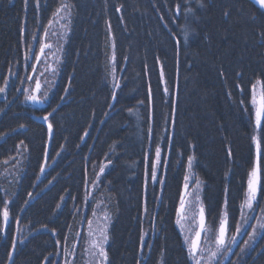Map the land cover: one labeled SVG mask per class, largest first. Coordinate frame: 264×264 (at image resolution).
Returning <instances> with one entry per match:
<instances>
[{
	"label": "trees",
	"instance_id": "obj_1",
	"mask_svg": "<svg viewBox=\"0 0 264 264\" xmlns=\"http://www.w3.org/2000/svg\"><path fill=\"white\" fill-rule=\"evenodd\" d=\"M61 2L40 0L37 14L34 0H29L27 12L23 0H0V87L5 79L9 81L6 92L0 94V198L12 199L13 214L20 221L12 223L8 237L0 236V264H7L8 240L13 235L18 241L14 264H47L45 257L52 264H63V250L71 246L77 232L82 239L74 264H84L86 223L82 221L92 217L93 208L109 216L107 264H136L137 260L141 264H191L176 227L179 196L188 172L200 181L210 238L223 215L225 198L230 234L237 223L244 229L241 205L255 161L251 138L257 134L247 101L251 85L264 79V45L257 43L238 5L232 7L231 19L224 20L222 10L236 0H208L199 22H188L196 34L187 44L181 31L185 18L174 13L175 4L183 6L184 0H65L74 5L71 23L60 43V63L49 99L37 108L24 101L25 89L31 91L27 77L32 76L26 65L34 61L23 57L29 44L38 51L31 37L43 35ZM120 5L122 11L116 12ZM250 7L245 0V10ZM205 33L210 40L204 39ZM176 41L181 42L179 54ZM238 83L244 89L242 95ZM113 92L116 101L111 99ZM54 107L56 112L50 117L54 138L49 143L47 126L37 117ZM150 123L152 153L156 144L162 148L159 175L165 183L163 187L148 184L145 213L144 155L149 150ZM21 124L25 127L20 128ZM189 156L195 158L191 169ZM101 164L107 165L103 183L93 189ZM86 196L90 197L87 205ZM253 208L254 218L247 222L227 264H264V231L259 228L264 223V190ZM255 225V243L250 241L251 247L241 253ZM142 233L147 234L145 244L151 246L143 252ZM63 236L67 244L62 241L57 248L55 241Z\"/></svg>",
	"mask_w": 264,
	"mask_h": 264
},
{
	"label": "snow or ice",
	"instance_id": "obj_2",
	"mask_svg": "<svg viewBox=\"0 0 264 264\" xmlns=\"http://www.w3.org/2000/svg\"><path fill=\"white\" fill-rule=\"evenodd\" d=\"M248 4H250V8L245 10V0H236V3L232 6H226L222 10V16L224 20L227 22L232 17V7H237V11H239L242 16L247 18L248 23H250L253 27L254 36L257 40V43L264 45V0H246ZM9 3H11V0H9ZM29 0H23L24 5V11L27 12L28 9ZM35 5V11L37 14H39L40 11V0H34ZM74 7V5L65 2V0H62V2L59 4V6L56 8L55 12L52 14V19H49L47 22V26L43 28V35L41 37H37L36 35H33L31 37V40L38 45V51L35 50L32 47V44L28 45V53L24 55L23 59L25 61H34L30 66L31 72L33 73L32 76H28V80H33L34 75L39 71L37 68V64L41 63L42 57H46V49L50 50L53 48V43L49 40V29L52 27L53 22L55 20L56 23H59L60 20H66L67 23L62 25V28L67 29L68 25L71 23L69 17L71 16V9ZM123 5H120L116 8V12H121L123 9ZM208 7V0H184L183 6L180 3H176L174 6V13L176 17H180L183 15L185 18L186 24L181 29V31L184 34V40L183 43L187 44L189 39L195 35L194 29L190 27V24L188 22H199V16L201 12ZM61 12H64L65 15L61 16ZM59 18V19H56ZM122 19V17H121ZM26 23V20H25ZM21 36L24 35L25 29L21 27ZM109 32H111V25L109 24ZM52 36H60L63 38V34H59L56 31H52ZM205 40H210V36L205 33L204 34ZM180 41H176L177 45V52L179 54V45ZM112 48H113V55L111 56V61L113 63L112 73L115 74V41L113 38L112 41ZM58 51H62V45L58 49ZM53 56H55V53H52ZM126 59V58H125ZM45 64L47 67L45 68V71H48L49 69L55 73L56 69L52 67V65L47 64V59H45ZM56 62L60 63V58H56ZM40 75H44V71H40ZM223 75V73H221ZM161 80L164 78V72L163 67H161L160 72ZM238 78H242V73H237ZM9 81L7 79L4 80V87H0V94H3L6 92V88ZM34 88L29 91L28 89H25V95H24V101L30 102L32 104H43L46 100L49 99L47 90L41 91L42 85L38 78L34 80ZM119 83L115 84L116 88H119ZM238 90L241 92V95L243 94V87L238 83L237 84ZM19 91V89L17 90ZM67 90L65 89V92ZM165 95H169V89L167 87L164 88ZM229 96H231V93H229ZM62 100L63 97H60ZM111 99L113 101H116V93H112ZM152 102V92L151 88H149L148 92V103L151 105ZM139 103L143 104L144 101H139ZM248 104L251 105L252 109V116L251 118L254 121V128L256 130L255 135L252 136V142L254 145V151H255V161L254 166L252 170L248 174L247 179V190H246V199L241 205V221H243L244 224H247L248 220L253 219L252 216H245L244 214V207L249 211H254L253 204L257 200L258 194L264 190L261 187V170L262 167H264V138H262L261 133H264V79H256L255 82L251 85V96L250 99L247 101ZM240 104L242 106H245L246 102L243 98L240 99ZM59 107V105H57ZM111 107V105H110ZM129 113H132V109L128 110ZM244 111L247 112L248 108L245 106ZM56 112V108H52L51 111H48L46 115H43L42 117H37V119H42L44 123L47 126V138L49 143L54 138V121L50 119V117H53V114ZM153 119V116L150 112L149 114V120L151 121ZM174 124V121L172 122ZM25 125L21 124L20 128H24ZM6 135V134H5ZM85 136L88 135L87 132L84 133ZM3 136H0V139H2ZM148 148L149 150L144 155V169H145V202H144V211L147 213V190H148V184L151 183L153 186H164L165 181L160 177L159 173L162 168V161H161V154H162V148L159 144H156L154 147V154L152 153V147H153V129L151 127V123L148 126ZM169 147H171V137L168 138ZM20 145H24V141H20ZM19 147V146H17ZM26 148L27 146L24 145ZM228 156L231 157L232 153L231 150H228ZM58 155V153H57ZM45 156V162H47L48 153L47 150H45L44 153ZM12 159H15L13 157ZM106 159H108V163H111V160L106 156ZM193 156L188 157V168L191 169L193 166L194 161ZM5 164L8 163V161H4ZM95 167V166H93ZM107 167L106 164H101L99 167V171L96 174L95 180L92 181V188L98 187L103 181L101 180V177L105 173V168ZM45 171L44 167L40 168V172L43 173ZM190 183L192 185L191 190L190 189ZM199 189H200V181L198 179H191L188 175L184 176V185H183V192L179 196V207L176 210V224L180 228L181 235L184 237V246L187 251L188 258L191 262V264H223L222 260H219L218 258L223 255L224 259H227V253L231 252L230 245H235L237 243V235H239L243 231V226L240 223H237L234 228V232L230 234L229 230V219H228V201L227 198H225L224 201V212L223 215L219 218V225L218 228L215 230L214 237L209 238L207 233L209 229L206 226V213H205V207L203 204V201L201 200V197L199 195ZM29 197H31V193L28 194ZM225 196L227 197V188L225 189ZM89 196L85 197L84 204H88ZM191 198V199H187ZM61 200H63V197H61ZM13 201L10 197L6 198H0V236L8 237L9 231L11 229V225L13 222H15L16 225H19L20 221L18 218L15 217L13 214L11 205ZM27 203V202H25ZM60 208V205H57V209ZM186 208L193 209V217H192V227H190L187 230L184 226V221L189 220V216L186 212ZM92 216L97 217L98 213L95 208L92 209ZM198 216V219H197ZM104 222L109 221V216L105 213L103 216L99 217ZM155 219V218H153ZM82 223L87 224V236L91 239L88 241L89 247L85 249V252H89L92 257H94L93 264H107L108 260V253L105 249V245L108 242L109 236H108V230H107V223H102L98 227L94 228V221L91 218L85 217ZM47 227V226H45ZM252 231L249 235V239L247 241H244L245 247L240 249L241 253H244L246 248L251 247V244L249 243H255V238L258 235L257 227L251 226ZM70 228V226H69ZM260 230L264 231V223H259ZM53 236H56L57 233L54 229H50ZM201 233H205L204 237V244L201 242ZM147 235L146 233H142L140 237V251L143 252L145 247L151 248L150 245L145 244L144 237ZM82 239L81 234L79 232L76 233V237L71 244L70 247L63 250V264H74L77 252L76 247L77 244ZM67 236H63L61 239H57L55 241V245L57 248H61L62 241L64 244H67ZM19 243H23V240H20ZM17 244L18 241L13 235L8 240L9 245V251L7 252V264H14V253L17 251ZM214 245V247L212 246ZM56 255H61L60 252L55 253ZM45 260H47V264H52L51 260H48L47 257H45ZM136 264H141L139 260H137ZM230 264H234V262H230Z\"/></svg>",
	"mask_w": 264,
	"mask_h": 264
},
{
	"label": "rangeland",
	"instance_id": "obj_3",
	"mask_svg": "<svg viewBox=\"0 0 264 264\" xmlns=\"http://www.w3.org/2000/svg\"><path fill=\"white\" fill-rule=\"evenodd\" d=\"M61 16H64L65 14L63 12H61L60 14ZM56 19H59V18H56ZM66 23V20H60L59 23H56L55 20L53 22V25L52 27L49 29V40L50 42L53 43V48L50 49V50H47L46 49V57H42V60H41V63L37 64V68H38V72L34 75V79L31 80V90L34 88V80L36 78H38L41 82V85H42V88H41V91H45L47 90V92L50 91L51 87L54 85V80H55V77H56V72L53 73L50 69L48 71H45V68L47 67V65L45 64V59H47V64H50L52 65L53 68L56 69L57 71V65L58 63L56 62V58L59 57V51L58 49L60 48V43H62V38L58 35V36H52L51 33L52 31H56L57 33L59 34H63L64 36V33H65V29L62 28V25H64ZM55 53V56L52 55V53ZM40 71H44V75H40ZM33 75V73H32ZM31 106L33 107H37V108H40V107H43L45 102L43 104H32L30 102H28ZM189 171V170H188ZM187 175L194 180V177L193 175L188 172ZM191 183H190V189L191 190ZM182 192H183V189H182ZM199 195L201 197V184H200V189H199ZM187 199H191V198H187ZM179 207V206H178ZM186 212L189 216V220L187 221H184V226H185V229H186V234H187V230L192 227V217H193V209L191 208H186ZM98 213V216L97 217H91V219L94 221V228L95 227H98L100 224L102 223H107V222H104L102 221L101 219H99V217L103 216L104 214L101 212V210L97 211ZM244 214L245 216H252L253 213L251 211H249L246 206L244 207ZM176 219H177V216H176ZM197 219H198V216H197ZM240 219H241V215H240ZM251 220V219H250ZM248 220V222L250 221ZM86 226V230L84 232V240H85V245H84V248H88L89 245H88V241L91 239L90 237L87 236V224L85 225ZM245 226L246 224L244 225V229L243 231L237 235V243L235 245H230V248H231V252L227 253V259H224V256L221 255L218 259L219 260H222L223 261V264H227L230 260H231V257L233 255V252L235 251V248L237 247L238 243L240 242V240L242 239V235L244 233V230H245ZM256 226V225H255ZM176 227L178 229V231L180 232V228L177 226L176 224ZM181 234V232H180ZM208 237L210 238V231H208L207 233ZM182 237V240H183V244H184V237L181 235ZM204 237H205V233H201V242L202 244H204ZM214 247V245H212ZM85 249H84V264H93V260H94V257L91 256L90 254V251L89 252H85ZM186 249V248H185Z\"/></svg>",
	"mask_w": 264,
	"mask_h": 264
}]
</instances>
